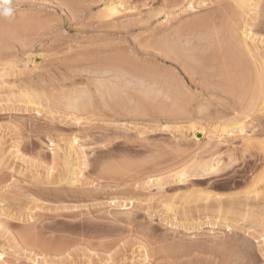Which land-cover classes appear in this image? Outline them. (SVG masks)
<instances>
[{
	"label": "rangeland",
	"instance_id": "rangeland-1",
	"mask_svg": "<svg viewBox=\"0 0 264 264\" xmlns=\"http://www.w3.org/2000/svg\"><path fill=\"white\" fill-rule=\"evenodd\" d=\"M65 1L0 4V264H264V75L212 86L264 74V0Z\"/></svg>",
	"mask_w": 264,
	"mask_h": 264
},
{
	"label": "bare ground",
	"instance_id": "bare-ground-1",
	"mask_svg": "<svg viewBox=\"0 0 264 264\" xmlns=\"http://www.w3.org/2000/svg\"><path fill=\"white\" fill-rule=\"evenodd\" d=\"M53 1V0H52ZM65 1V0H64ZM75 0H66L65 2H62V3H64V4H60L61 6H63L64 5V7L65 6H67V8H66V10L69 12L70 10H72L73 11V9H72V7L74 8L76 5V1L74 2ZM164 1H166V6L169 4V3H174V5L178 2H180V4H182V3H185V2H189L190 0H164ZM261 1V0H260ZM75 3V4H74ZM176 4V5H179V4ZM243 3H246L245 1L243 2ZM247 4V3H246ZM245 4V5H246ZM172 5V4H171ZM249 5V4H248ZM169 6H170V4H169ZM173 6V5H172ZM180 6V5H179ZM68 7H69V9L70 10H68ZM65 9V8H64ZM75 9V8H74ZM119 9V8H118ZM114 11L115 10H117L116 8H114L113 9ZM72 11H70L71 13H73ZM69 12V13H70ZM114 13H112V14H109L108 16L110 17V15H113ZM247 24V23H246ZM263 24V23H262ZM38 25V24H37ZM33 27V26H32ZM42 27V26H41ZM32 30V29H31ZM246 31V30H245ZM247 33V32H246ZM221 34V33H220ZM245 34V33H244ZM182 35V34H181ZM247 35V34H246ZM176 36V35H175ZM171 37V36H170ZM179 38V37H178ZM184 38V37H183ZM168 40H169V38H168ZM172 40V39H171ZM179 40V39H178ZM186 40V39H185ZM189 40H190V37H189ZM228 40V39H227ZM175 41V40H174ZM177 41V40H176ZM244 41H246V40H244ZM163 42V41H162ZM182 42V41H181ZM180 42V43H181ZM226 42V41H225ZM188 43V42H187ZM164 45H166V44H164ZM226 45V44H225ZM234 45H236V44H234ZM243 45V44H242ZM245 45H246V43H245ZM174 46V45H173ZM228 46V45H227ZM247 46V45H246ZM164 47V46H163ZM179 47V46H178ZM231 47V46H230ZM229 47V48H230ZM236 47V46H235ZM240 48V46H237L235 49H233V50H229V51H227L226 49H225V51H227V52H225V51H223L224 53H223V61H221L222 63H221V65H222V71H220V72H222L220 75L222 76V75H225V80L228 82V85H226V86H228V88L224 85V84H221V82L219 83L220 84V87H219V84H218V87L216 88L215 87V84H216V86H217V82L216 83H213L214 85H212L213 87V90H217V89H220L221 90V93H223L225 96L227 95V97H228V95L230 96L231 94H232V92H233V94H235L236 93V89L237 88H239V86L241 87V88H243V89H238V94H241V91L240 90H242V93L244 94V93H246V90L248 89V87H250V83L248 84V85H246L247 83H245V87L247 88H244V83H242V82H244L245 81V79H247V77L249 76L248 74L249 73H251L250 72V70L249 69H252V72H253V74L251 75L250 74V76H249V78L248 79H250L253 75V77L251 78L253 81L252 82H254V84L256 85V90H257V88H258V86H257V83L259 84L262 80L261 79H263L261 76H263L264 74H262L263 72H261L260 70L261 69H259V68H257L258 67V65L257 64H255L254 62L253 63H251V65L249 66V65H247V63L248 64H250L247 60V58H249L248 56H247V58L245 57V55H246V53H245V55L243 56V54L241 55V52L240 51H238V50H236L237 48ZM172 48V47H171ZM177 48V47H176ZM185 48V47H184ZM187 48V47H186ZM224 48H225V46H224ZM233 48H234V46H233ZM242 48H243V46H242ZM176 50V49H175ZM174 50V51H175ZM242 50V49H241ZM246 50V49H245ZM249 50V49H248ZM244 50H242V52H243ZM250 51V50H249ZM252 51V50H251ZM173 52V51H172ZM181 52H183V51H181ZM240 53V54H238V53ZM188 53V52H187ZM182 54V53H181ZM202 55H203V53H201ZM253 54V53H252ZM189 55V54H188ZM208 56H209V54H208ZM212 56H213V54H212ZM182 57V56H181ZM205 57V56H204ZM207 58V57H206ZM206 58H204L205 59V61H207L208 63H211V62H209V59H207L206 60ZM247 59V60H245V61H247V63L244 61V59ZM204 59L202 60L203 62H204V64H206V65H208V63H205V61H204ZM178 60V59H177ZM182 60V59H181ZM198 60V59H197ZM191 61V60H190ZM199 61V60H198ZM210 61H213V60H210ZM252 61V60H251ZM194 62V61H193ZM197 63V62H196ZM212 64V63H211ZM220 65V66H221ZM257 65V66H256ZM114 67V66H113ZM212 68V67H211ZM248 69V71H249V73L248 74H245V72L247 71V70H245V69ZM257 68V69H256ZM143 69V68H142ZM126 70V69H125ZM215 70V69H214ZM263 70V69H262ZM133 71V70H132ZM139 71V70H138ZM148 71V70H147ZM125 72V71H124ZM134 72V71H133ZM103 73H105V72H103ZM107 73H109L108 71H107ZM215 73V72H214ZM218 73V72H217ZM133 74V73H132ZM140 74V73H139ZM138 74V75H139ZM246 75V77H245V75ZM108 75V74H107ZM117 75V74H116ZM219 75V74H218ZM248 75V76H247ZM204 76H206V75H204ZM208 76V75H207ZM100 77H101V75H100ZM121 77V76H120ZM144 77V76H143ZM155 77V76H154ZM212 77V76H211ZM220 77V76H219ZM122 78V77H121ZM194 78V77H193ZM222 78V77H221ZM223 79V78H222ZM250 79V80H251ZM120 80V79H119ZM210 80H211V78H210ZM224 80V81H225ZM117 81V80H116ZM122 81V80H121ZM125 81H126V79H125ZM222 81V80H221ZM225 81V83L227 84V82ZM249 81V80H248ZM145 82V81H144ZM152 82V81H151ZM167 82V81H166ZM201 82V81H200ZM199 82V83H200ZM213 82H214V80H213ZM241 83V84H239V86H237L238 84H235V83ZM245 82H247V80L245 81ZM251 82V84L253 85V83ZM143 83V82H142ZM155 83V82H154ZM196 83V82H195ZM198 83V82H197ZM204 83V82H203ZM222 83H223V81H222ZM230 83H231V86H233V88L230 86ZM263 83V82H262ZM110 84V83H109ZM112 84V83H111ZM147 84V83H146ZM161 84V83H160ZM164 84V83H163ZM141 85V84H140ZM154 85V84H153ZM165 85V84H164ZM174 85V84H173ZM222 85H224L223 87H226V88H224V89H222ZM251 85V87L249 88V92L248 93H250V95H252L251 93L252 92H250V90H252L253 91V89H252V86ZM254 85V86H255ZM138 86V85H137ZM146 86V85H145ZM169 86V85H168ZM170 86H171V84H170ZM230 86V87H229ZM243 86V87H242ZM114 87V86H113ZM125 87V86H124ZM128 87V86H127ZM142 87V86H141ZM157 87V86H156ZM160 87V86H159ZM158 87V88H159ZM202 87V86H201ZM234 87H237V88H234ZM157 88V89H158ZM203 88V87H202ZM216 88V89H215ZM230 88V89H229ZM164 89V88H163ZM162 89V90H163ZM176 89V88H175ZM205 89V88H204ZM246 89V90H245ZM259 89V88H258ZM126 90V89H125ZM136 90V89H135ZM151 90V89H150ZM161 90V89H160ZM212 90V91H213ZM245 90V92H243ZM255 90V91H256ZM124 91V90H123ZM127 91V90H126ZM129 91V90H128ZM133 91H134V89H133ZM173 91H175V90H173ZM182 91V90H181ZM207 91V90H206ZM240 91V92H239ZM255 91H253V93L255 92ZM262 91V90H261ZM158 92V91H157ZM160 92V91H159ZM164 92H166V91H164ZM168 92V91H167ZM214 92V91H213ZM122 93V92H121ZM120 93V94H121ZM141 93V92H140ZM145 93V92H144ZM161 93V92H160ZM171 94H172V92H170ZM174 93V92H173ZM177 93V92H176ZM124 94V93H123ZM134 95H135V93H133ZM156 94V93H155ZM175 94V93H174ZM185 94V93H184ZM223 94H220V95H223ZM233 94H232V96H233ZM237 94V93H236ZM237 94V95H238ZM243 94H241V95H243ZM257 94V93H256ZM122 95V94H121ZM139 95V94H138ZM153 95V94H152ZM249 95V94H248ZM248 95H246V97L248 96ZM249 95V96H250ZM137 96V95H136ZM171 96V95H170ZM181 96V95H180ZM236 96V95H235ZM244 96V95H243ZM140 97V96H139ZM145 97V96H144ZM150 97H151V95H150ZM150 97H148V98H150ZM153 97V96H152ZM164 97H165V95H164ZM174 97H175V95H174ZM236 97H238V96H236ZM245 97V96H244ZM251 97H253V96H251ZM116 98V97H115ZM141 98H143V97H141ZM146 98V97H145ZM147 98V99H148ZM155 98V97H154ZM172 98V97H171ZM177 98V97H176ZM175 98V99H176ZM184 97H182V99H183ZM211 98V97H210ZM228 98H230V97H228ZM238 98H240V97H238ZM243 98V97H242ZM249 98V97H248ZM77 99V98H76ZM112 99V98H111ZM156 99V98H155ZM185 99V98H184ZM235 99H237V98H235ZM234 99V100H235ZM251 99V98H250ZM257 99V98H256ZM31 100H32V98H31ZM137 100V99H136ZM144 100V99H143ZM164 100V99H163ZM221 100V99H220ZM233 100V103L234 102H236V100L234 101ZM237 100H239V99H237ZM255 100V99H254ZM129 101V100H128ZM176 101H178V100H176ZM181 101H183V100H181ZM212 102V101H211ZM229 102V101H228ZM240 102V101H239ZM32 103H34V102H32ZM70 103V102H69ZM115 103V102H114ZM117 103H119V102H117ZM143 103V102H142ZM167 103V102H166ZM182 103V102H181ZM232 103V102H231ZM237 103V102H236ZM85 104V103H84ZM105 104V103H104ZM139 104V103H138ZM147 104V103H146ZM151 104V103H150ZM157 104V103H156ZM175 104V103H174ZM178 104V103H177ZM225 104V103H224ZM239 104V103H238ZM69 105H71V104H69ZM77 105V104H76ZM109 105V104H108ZM125 105V104H124ZM123 105V106H124ZM127 105V104H126ZM126 105H125V108H126ZM216 105V104H215ZM111 106V105H110ZM183 107H184V105H182ZM217 106V105H216ZM233 106H234V104H233ZM246 106H248V105H246ZM245 106V107H246ZM71 107V106H70ZM104 107V106H103ZM118 107H119V104H118ZM139 107H141L140 105H139ZM172 107V106H171ZM219 107H221V106H219ZM225 107V106H224ZM235 107V111H237L238 109L239 110H241L240 108L241 107H239V108H237V106L235 105L234 106ZM129 108V107H128ZM132 108V107H131ZM181 108V107H180ZM237 108V109H236ZM75 109V108H74ZM80 109V108H79ZM85 109H87V108H85ZM122 109V108H121ZM176 109V108H175ZM196 109V108H195ZM199 109V108H198ZM207 109H208V107H207ZM83 110V109H82ZM81 110V111H82ZM125 110V109H124ZM180 110V109H179ZM183 110V109H182ZM211 110V109H210ZM213 110V109H212ZM229 111H232V109L230 110V109H228ZM239 110L237 111V112H239ZM243 110V109H242ZM246 110H248V109H246ZM74 111V110H73ZM78 111V110H77ZM126 111V110H125ZM219 111V110H218ZM229 111H228V113H229ZM243 111H245V110H243ZM84 112V111H83ZM86 112V111H85ZM161 112V111H160ZM170 112H171V110H170ZM197 112H201V111H197ZM224 112V110L222 111V113ZM225 112H226V110H225ZM233 112V111H232ZM240 112H242V111H240ZM116 113V112H115ZM218 113H220V115H222L221 114V111L220 112H218ZM228 113L226 112V113H224L225 115H226V118H228L227 117V115H228ZM52 114V113H51ZM114 114V113H113ZM117 114V113H116ZM165 114V113H164ZM232 114V115H231ZM230 115L231 116H233V115H235V114H233V113H231ZM180 115H182V114H180ZM205 115V114H204ZM217 115V114H216ZM225 115L224 116H217L216 118H219L218 120H221L220 118H222V119H225L224 117H225ZM144 116V115H143ZM163 116V115H162ZM199 116V115H198ZM119 117V116H118ZM121 117V116H120ZM190 117V116H189ZM234 118H233V120L235 121V118H238L237 116L235 117V116H233ZM73 118H74V116H73ZM229 118H231V117H229ZM260 118V117H259ZM215 119V118H214ZM232 120V121H233ZM237 120V119H236ZM241 121V120H243L242 118L240 119H238L237 121H236V124L238 123V121ZM75 121V120H74ZM224 121V120H223ZM239 121V122H240ZM210 122H212V121H210ZM222 122V121H221ZM228 122V121H227ZM228 124V123H227ZM232 124V123H231ZM230 124V125H231ZM233 124H235V123H233ZM239 124V123H238ZM245 124V123H244ZM243 126V125H242ZM241 126V127H242ZM195 127V126H194ZM197 127V126H196ZM241 127H240V129H241ZM245 127V126H244ZM243 127V128H244ZM242 128V129H243ZM198 129V128H197ZM202 129V128H201ZM200 129V130H201ZM238 129V128H237ZM244 130V129H243ZM236 131V130H235ZM227 132H228V130H227ZM230 132V131H229ZM228 132V133H229ZM264 134V133H263ZM237 137V136H236ZM231 138H229V140H230ZM225 140H227V139H225ZM224 140V141H225ZM233 140V139H232ZM74 142H76V141H74ZM261 143H263V142H261ZM252 145V144H251ZM261 145V144H260ZM216 146H217V144H216ZM256 146V145H255ZM217 147H219V146H217ZM253 148V147H252ZM259 150V149H258ZM255 154V153H254ZM253 154V155H254ZM257 154V153H256ZM252 154H250V157H252L251 156ZM258 155V154H257ZM260 155V154H259ZM256 156V155H255ZM253 157L254 158V160L256 159V158H258L257 156L256 157ZM259 157H261V156H259ZM263 158V157H262ZM251 159V158H250ZM257 160V159H256ZM255 160V161H256ZM77 161V160H76ZM254 161V162H255ZM68 165V164H67ZM70 165V164H69ZM75 165V164H74ZM81 166V165H80ZM219 163H217V165H214V166H208L209 168H204V170L203 171H200V172H203V173H201V175H205V176H208V175H211V174H215V173H217V171H218V168H219ZM224 168V167H223ZM79 169V168H78ZM76 170V169H75ZM78 171V170H77ZM221 171V170H220ZM73 172V171H72ZM199 172V171H198ZM181 173V172H180ZM185 174V173H184ZM184 174L182 175V176H184ZM179 175V174H178ZM196 175V174H195ZM182 176H180L181 178H182ZM199 177V176H198ZM184 178H185V176H184ZM73 180V179H72ZM261 180H264V174H263V176H262V178L260 179V180H258V182L259 181H261ZM74 181V180H73ZM183 181V180H182ZM181 182V181H180ZM185 182V181H184ZM186 182H188V181H186ZM257 182V181H256ZM257 182V183H258ZM261 192H259V194H260ZM254 194V193H253ZM249 196V195H248ZM250 197V196H249ZM243 198H244V196H243ZM256 199H257V197H255ZM261 198V197H260ZM249 199V198H248ZM256 199H254L255 201H256ZM244 200V199H243ZM218 202V201H217ZM221 202V201H220ZM258 202V204L260 203V205L261 204H263L264 203V201H263V203H261L262 202V200L260 201V200H258L257 201ZM232 204V203H231ZM207 206V205H206ZM205 206V208H207ZM214 206V205H213ZM224 206L225 207H223V205H222V207H220V208H218V209H225V210H223V211H229L228 212V215L229 214H232L233 215V217L235 216V215H237L238 216V214L239 215H241L242 213L243 214H248L247 212L248 211H244L243 212V210H239V209H235L234 207H232V205H229L228 206V204L227 205H225L224 204ZM229 207V208H226V207ZM240 206V205H239ZM256 206H257V203H256ZM219 207V206H218ZM249 207V206H248ZM262 207V206H261ZM245 209V208H244ZM264 209V208H263ZM263 209H262V211H263ZM254 210V209H253ZM252 211V210H251ZM259 212H261V209H260V211ZM250 213V212H249ZM258 213V212H257ZM235 214V215H234ZM259 214V213H258ZM258 214H256V215H258ZM264 214V213H263ZM221 215V214H220ZM262 215V214H261ZM250 216H252L251 214H250ZM217 217V216H216ZM240 217V216H239ZM262 217V216H261ZM184 218H186V217H184ZM244 218V217H243ZM253 218V217H252ZM252 218H251V220H252ZM221 219V218H220ZM223 219H224V217H223ZM237 218H235V219H229V217L226 219V220H230L231 222H234V224L235 223H238V220H236ZM257 219V218H256ZM216 221V220H215ZM222 221V220H221ZM208 222V221H207ZM252 222V221H251ZM264 222V221H263ZM245 223V222H244ZM255 223V222H254ZM213 224V223H212ZM231 224V223H230ZM229 224V225H230ZM227 225H228V223H227ZM239 225H240V222H239ZM250 226H251V224H250ZM256 226H257V224H256ZM229 228H235V226H228ZM236 227H237V225H236ZM247 228V227H246ZM252 228V227H251ZM256 228V227H255ZM258 228V227H257ZM264 228V227H263ZM263 228H261L260 227V231H259V234L261 235V233H263L264 232V230H262ZM237 229V228H236ZM242 230H243V228H242ZM257 230V229H256ZM231 231V230H230ZM258 231H256L257 233H258ZM263 231V232H262ZM238 232V231H237ZM257 233H256V235H255V238L257 237ZM250 235V234H249ZM254 237V236H253ZM261 239V241H262V245H264V233L261 235V237H260ZM258 240H259V238H258ZM232 242V241H231ZM240 242V241H239ZM260 242V241H259ZM255 245V244H254ZM258 245H260V244H258ZM262 245H260V246H262ZM221 246V245H220ZM228 246V245H227ZM244 246V245H243ZM224 247H225V245H224ZM260 248V247H259ZM236 249V248H235ZM261 249V248H260ZM259 249V250H260ZM221 251V250H220ZM224 251V250H223ZM260 252V251H259ZM261 252H262V250H261ZM215 253H217V252H215ZM227 253V252H226ZM236 253V252H235ZM264 253V252H263ZM219 254V253H218ZM245 255H247V253L245 254ZM250 255V254H249ZM235 255H233V254H231V255H229L228 254V256L226 257V260L228 261H226V263L227 264H249V262H250V260L248 259V257L246 256V258H245V256H244V254L243 255H238V254H236V256L234 257ZM238 256V257H237ZM239 256H242V257H239ZM253 256V255H252ZM251 256V257H252ZM250 257V259L252 260V258ZM264 257V256H263ZM222 258V257H221ZM219 259V258H218ZM257 259H258V257H257ZM255 260H256V258H255ZM254 261V260H253ZM258 262H259V259L257 260ZM257 261H254V263H252V264H255ZM260 261H262V260H260ZM219 262V261H218ZM215 264V263H214ZM222 264V263H221ZM257 264V263H256Z\"/></svg>",
	"mask_w": 264,
	"mask_h": 264
},
{
	"label": "clouds",
	"instance_id": "clouds-1",
	"mask_svg": "<svg viewBox=\"0 0 264 264\" xmlns=\"http://www.w3.org/2000/svg\"><path fill=\"white\" fill-rule=\"evenodd\" d=\"M8 0H0V4H6ZM12 13V10L10 8H4L2 14L4 16H10Z\"/></svg>",
	"mask_w": 264,
	"mask_h": 264
}]
</instances>
